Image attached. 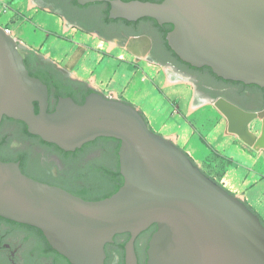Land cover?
<instances>
[{
    "label": "water",
    "instance_id": "1",
    "mask_svg": "<svg viewBox=\"0 0 264 264\" xmlns=\"http://www.w3.org/2000/svg\"><path fill=\"white\" fill-rule=\"evenodd\" d=\"M32 1L62 16L53 5ZM76 1L81 7L106 3L110 20L171 25L166 41L182 62L209 68L224 81L264 88V0ZM28 49L0 27V125L4 118L22 122L30 135L71 153L100 138L118 140L124 182L111 197L86 201L26 176L20 163L0 160V218L40 230L70 264H105L106 245L125 234V263L138 264L136 239L152 226L147 264H264V224L240 198L207 176L171 139L151 130L130 103L95 90L82 105L60 97L50 113L48 86L25 64L22 52ZM36 57L74 79L51 59ZM210 104L227 120L229 133L264 149V110L246 111L224 97ZM256 120L263 123L259 137L251 131ZM3 131L9 134L6 151L31 152L39 168L30 165L29 170L43 176L48 149L24 139L15 122L6 121ZM108 145V157L96 151L93 159L115 166L116 144ZM145 239L139 241L140 254Z\"/></svg>",
    "mask_w": 264,
    "mask_h": 264
},
{
    "label": "crops",
    "instance_id": "2",
    "mask_svg": "<svg viewBox=\"0 0 264 264\" xmlns=\"http://www.w3.org/2000/svg\"><path fill=\"white\" fill-rule=\"evenodd\" d=\"M0 27L9 28L13 38L31 51H40L75 80L86 83L89 76L91 82L110 83L113 93L122 98L110 97L132 104L151 130L171 139L198 166L194 156L202 154L200 143L204 142L231 164L221 186L247 202L264 221V154L229 133L227 120L210 104L216 98H200L193 81L147 60L146 55V66H139L137 60L143 59H136L129 50L134 58L115 54L111 59L88 40L68 38L75 31L85 37L97 36L68 26L64 17L36 7L32 0H0ZM134 39L121 47L101 42L127 50ZM88 87L98 91L92 84Z\"/></svg>",
    "mask_w": 264,
    "mask_h": 264
},
{
    "label": "flooded vegetation",
    "instance_id": "3",
    "mask_svg": "<svg viewBox=\"0 0 264 264\" xmlns=\"http://www.w3.org/2000/svg\"><path fill=\"white\" fill-rule=\"evenodd\" d=\"M43 1L46 5H53L56 10H59L62 14L67 15L70 19L68 22L72 26L85 33L86 31L84 30L86 29L84 27L92 29L91 33L87 34L96 35L106 43H113L118 47H121L122 45H126L131 38H147L149 45L145 38H141L145 43L142 54L145 56V53L148 51L147 60L169 67L174 73L193 81L200 98L217 99L219 97H224L246 111L255 112L264 110V88L254 85H244L242 83L232 81H219L204 68L196 69V71H194L190 70L185 65H180L173 55L166 49L161 30L155 26L151 19H142L131 24L126 23L125 20H114L111 23H105L103 21V13L108 7L106 3H100V6L102 5L104 7L99 12L96 11L92 13L79 12L74 9H69L65 6V4L64 6H61V3L57 0ZM145 1L157 2L159 0ZM28 51L31 50L23 51L26 53L24 59H28L29 56H31V53ZM33 54L36 56L38 53L33 51ZM38 60L40 62L37 61L36 66H40L41 68H46V66L53 68L44 61L40 59ZM192 71L198 73L199 75L194 76ZM61 76H63L62 78L64 81L74 80L62 74ZM55 78L57 82H60L59 76L58 78L55 76ZM227 91L233 93L236 96V99L226 96L225 92ZM6 121H9V119L4 118L0 125V139H9V134L3 131V125ZM84 146L82 147V151L79 153L77 160L72 163L66 162L59 155L48 149L49 152L44 157L46 167L43 171V176L32 173L29 170L30 165L27 166V174H24L34 180L51 186L60 187L68 191L67 188L70 190H76L79 187L78 185H81L72 184L69 181V176L75 167L73 165L74 163L83 170L93 164H95V166H104L108 169H114V163L99 164L93 159V157L98 153L96 151H99L103 157L109 156L111 151H109V148H106L104 144H99L96 147H86L83 149ZM6 150V147L0 149L1 161L20 163V161H18V157L23 152L12 155ZM142 235L143 233L138 236L135 242L136 254L138 257V264H147V248L151 236L150 238L147 237V239L143 241V253L140 254L139 241ZM127 236L129 235L125 234L116 236L114 238V243L106 245L105 251L107 257L105 264H126L125 249L122 248V245H125ZM0 264L70 263L65 257L53 250L40 230L31 226L17 224L0 218Z\"/></svg>",
    "mask_w": 264,
    "mask_h": 264
},
{
    "label": "trees",
    "instance_id": "4",
    "mask_svg": "<svg viewBox=\"0 0 264 264\" xmlns=\"http://www.w3.org/2000/svg\"><path fill=\"white\" fill-rule=\"evenodd\" d=\"M66 4L69 9H74L79 12H96L97 10L95 9L97 6H100V3L96 4H89L84 7H81L77 4L76 0H65ZM126 2L132 1V0H123ZM145 1V0H141ZM163 0H159L154 3H162ZM98 12V11H97ZM108 12H109V7L104 11L103 13V21L105 23H111L114 20H110L108 18ZM62 17H64L66 20H70L69 17L65 14H62ZM155 26L161 30L162 35H163V41L166 49L173 55V57L178 61L180 65H185L188 67L190 70L196 71V68L191 67L188 64H185L182 62L176 55L175 53L170 49L168 46V43L166 41V36L169 32L173 30V26L171 25H164V26H159L157 22L152 20ZM126 23H133V22H127ZM83 27V26H82ZM86 30V33H91L92 29H89L87 27H84ZM25 64L30 72V75L32 77L40 79L44 84L48 86L49 89V94H50V106H49V112L52 113L55 110L56 103L60 97H70L72 98L77 104L82 105L85 102L86 97H88L90 94L95 92L94 89L89 88L86 83L80 82V81H74V80H63V76L59 74L56 70L53 68H50L46 66V68H41L40 66H36V62H40L35 54H31L28 59H24ZM210 72V74L218 79L219 81H224L217 76H215L212 71L209 68H204ZM52 72V73H51ZM58 78L60 77L59 81H56L55 76ZM58 75V76H57ZM239 83V82H238ZM255 86V85H254ZM36 106V113H38V105L35 104ZM7 119V118H5ZM11 122H15L21 126V136L24 139H29L31 141H37L39 144L51 151H53L55 154L59 155L63 160L66 162H74L77 160L79 153H81V149L77 150L76 152H65L58 148L57 146L53 144H48L43 142L39 137L32 136L28 133L27 127L25 124L22 122H17L10 120ZM110 143H115L116 148H114V153L112 154V157L114 156L115 158V166L114 169H108L104 166H95V164L87 167L86 169H82L78 166L73 164L75 167L73 171L70 174L69 181L72 184H81L78 185V189L76 190H70L69 188L68 191L72 193L75 196H78L86 201H100L106 198L111 197L114 195L123 185L124 179L120 174V166H119V158H118V151L120 148V142L115 139L111 138H100L97 139L96 141L86 144L83 149L86 147H96L99 144H104L106 148H109V151H111V146L108 145ZM9 144V139H0V149H3L7 147ZM18 161L21 163V169L22 172L27 174V166L31 165L34 166V170L38 171V166L36 165V159L33 158L32 153L29 151L23 152L19 155ZM206 174V173H205ZM207 175V174H206ZM208 176V175H207ZM211 178V177H210ZM212 179V178H211ZM214 180V179H213ZM215 181V180H214ZM219 184V183H218ZM66 188V187H65ZM247 205V204H246ZM248 206V205H247ZM249 207V206H248ZM250 208V207H249ZM250 210H252L250 208ZM253 211V210H252ZM254 212V211H253ZM255 213V212H254ZM262 223L264 224V221L261 220ZM36 229V228H35ZM156 231V226H152L150 230H147L146 232L143 233V237H149L152 236V234ZM129 240V236H127L126 243ZM125 243V244H126ZM125 245H122V248H124Z\"/></svg>",
    "mask_w": 264,
    "mask_h": 264
},
{
    "label": "rangeland",
    "instance_id": "5",
    "mask_svg": "<svg viewBox=\"0 0 264 264\" xmlns=\"http://www.w3.org/2000/svg\"><path fill=\"white\" fill-rule=\"evenodd\" d=\"M37 7V6H36ZM68 38H75L78 40H88L91 42V44L95 47L98 48V50L102 51V52H106L107 53V57H111V59L114 58L115 54H120L125 56L126 58H134L133 55L131 54L132 52L130 51V45H132L135 40L131 41L128 45V49L126 50H118L115 49L113 45H109V44H104L103 42H101V40H99L97 37L96 38H91V37H85L83 36L79 31H75V32H69ZM23 43V42H22ZM25 44V43H24ZM27 46V44H25ZM29 50V49H28ZM131 52H129V51ZM29 53H33V51H28ZM39 54L40 51H37ZM22 55L25 56L26 53L22 52ZM43 55V54H42ZM142 58H137L136 59H143V60H137L139 66H146V61L144 60V55H142ZM193 72V71H192ZM194 76L199 75L196 72H193ZM85 78V77H84ZM87 79H85V82L87 84V86L89 85H94L95 87L98 88V91H100L105 97H118L119 99H121V95L119 94H114L113 91L110 89V83L108 82H101L100 80L98 82H91L89 81V76L86 77ZM226 96H229L232 99H236L235 95L233 93H231L230 91L225 92ZM111 97V98H112ZM262 126L263 123L261 120H256L251 124V131L257 135L258 137L261 136L262 133ZM200 148H201V152L202 154L200 155H195L194 157L197 159L199 167H201V170L206 173L209 177H211L212 179H214L217 183L220 184V181L222 179V177L224 175H226V173L229 172V168L231 166L230 162H228L227 160L221 158L220 156H218L216 153L211 152V148H209L204 142L200 143ZM252 150L256 151V152H261L264 154V149H255L252 148ZM221 185V184H220ZM236 196V195H235ZM238 197V196H236ZM239 198V197H238ZM242 200V199H241ZM243 201V200H242ZM244 202V201H243ZM245 204H247V202H244Z\"/></svg>",
    "mask_w": 264,
    "mask_h": 264
},
{
    "label": "bare ground",
    "instance_id": "6",
    "mask_svg": "<svg viewBox=\"0 0 264 264\" xmlns=\"http://www.w3.org/2000/svg\"><path fill=\"white\" fill-rule=\"evenodd\" d=\"M141 38H145V37L135 38L136 39L135 42L132 45H130V51L137 58L143 57L142 50L144 49L145 44L143 43L144 41ZM146 40L148 41V39ZM148 45H149V41H148Z\"/></svg>",
    "mask_w": 264,
    "mask_h": 264
},
{
    "label": "built area",
    "instance_id": "7",
    "mask_svg": "<svg viewBox=\"0 0 264 264\" xmlns=\"http://www.w3.org/2000/svg\"><path fill=\"white\" fill-rule=\"evenodd\" d=\"M5 10H6V8H5ZM4 29V31H5V33L6 34H8L9 36H11V37H13L12 36V31L9 29V28H3ZM15 39V38H14ZM16 40V39H15ZM107 98H111V97H107Z\"/></svg>",
    "mask_w": 264,
    "mask_h": 264
}]
</instances>
